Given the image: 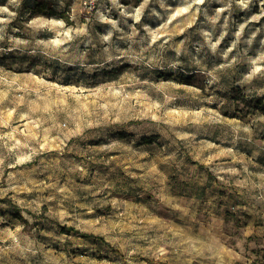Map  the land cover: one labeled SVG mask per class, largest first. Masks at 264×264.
<instances>
[{
  "label": "rangeland",
  "instance_id": "1",
  "mask_svg": "<svg viewBox=\"0 0 264 264\" xmlns=\"http://www.w3.org/2000/svg\"><path fill=\"white\" fill-rule=\"evenodd\" d=\"M256 98L264 0H0V264H264Z\"/></svg>",
  "mask_w": 264,
  "mask_h": 264
},
{
  "label": "trees",
  "instance_id": "2",
  "mask_svg": "<svg viewBox=\"0 0 264 264\" xmlns=\"http://www.w3.org/2000/svg\"><path fill=\"white\" fill-rule=\"evenodd\" d=\"M253 106L264 112V100L262 98H256V104ZM143 142L144 143H151L152 137L144 139ZM62 228H63L64 232H66V233H73V232L78 233V234L80 233L78 230H75L73 227L63 226ZM80 235L84 238H96V239L99 238L101 240H104L103 237H98V236L87 234V233H82V234L80 233Z\"/></svg>",
  "mask_w": 264,
  "mask_h": 264
}]
</instances>
